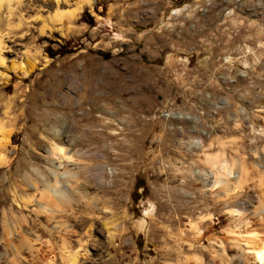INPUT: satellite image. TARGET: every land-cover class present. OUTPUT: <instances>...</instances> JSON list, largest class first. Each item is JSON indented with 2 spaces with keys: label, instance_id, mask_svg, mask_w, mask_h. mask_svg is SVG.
I'll list each match as a JSON object with an SVG mask.
<instances>
[{
  "label": "rangeland",
  "instance_id": "rangeland-1",
  "mask_svg": "<svg viewBox=\"0 0 264 264\" xmlns=\"http://www.w3.org/2000/svg\"><path fill=\"white\" fill-rule=\"evenodd\" d=\"M209 1L0 4V117L9 105L15 123L6 153L16 156L27 135L42 141L28 149L43 161L52 126L73 139L64 146L70 158L54 161L67 164L64 176L77 186L62 218H78L72 238L81 237L87 251L78 264L253 263L235 258V245L248 233L264 239V214L244 217L236 231L238 216L229 211L237 210L234 187L249 209L264 210V78L254 73L264 63L257 44L264 28L255 0ZM185 4L188 13L170 14ZM242 42L253 53H243ZM219 72L239 75L230 82ZM87 162L103 164L102 181L83 169ZM41 165L32 167L42 172ZM6 171L0 201L10 216L16 204ZM0 234L9 256L0 264H50L54 255L63 264L55 247L25 251L22 261L3 244L1 222ZM49 240L58 239L43 234V250ZM222 247L225 256L216 258Z\"/></svg>",
  "mask_w": 264,
  "mask_h": 264
},
{
  "label": "bare ground",
  "instance_id": "bare-ground-1",
  "mask_svg": "<svg viewBox=\"0 0 264 264\" xmlns=\"http://www.w3.org/2000/svg\"><path fill=\"white\" fill-rule=\"evenodd\" d=\"M3 1L5 2L8 0H0V4L3 3ZM18 66L20 70L25 71V67L23 65L18 64ZM25 72H27V70ZM8 106L5 105L2 117H0V171L3 168H7V183L11 184V189L9 191L10 197L11 200L15 202L16 208L15 211L12 212V215L9 216V210L5 208V201H0V208L1 206H3V208L0 209L1 230L5 236L3 244H5V247H8L11 250V253L18 255L19 259L22 261L23 259L20 257L23 256L22 253L25 251L32 256H36L40 252L46 254L50 253L51 251H53V247H55L63 260V264H78L77 257L79 258L80 255L82 256L83 253L86 254L87 252L84 248V241L81 237L77 239L72 238V234L76 232L75 227L77 226L78 218L75 215V212L70 216L65 215L66 219L64 218V220L62 218L64 217V209L66 207H71L70 201L75 200L77 196V186H75L76 184L74 185L72 184V182H70L69 175H67L68 177L64 176L66 171L69 170L67 164L64 163L62 166L60 162H57L58 160L63 158H70L66 155L67 153L65 152L64 146L65 142H67L68 146H72L73 139H70V135H67V133L66 135H64L65 133H61V131H55V126H52L49 129L51 130V132H49L51 136L50 138L46 139L48 141L49 148L46 149V151L44 150V152H47V156L43 157V161L40 160V156L29 150V147L33 145L42 146V141L31 142V140L28 139L27 135L22 141V148L19 153H14L16 154V156L14 155L13 157H9L6 153V148L8 147V145L10 146L11 142H13L15 123L12 118L10 119L9 114L7 113ZM38 148L40 149V147ZM79 155L80 158L83 157L87 159L93 156L91 153L87 152H80ZM95 155L98 156L99 159H104V157L100 155L94 154V156ZM42 156H44V154ZM216 158L217 155L209 156L207 159L211 161L210 163H212L213 161L212 164H216L214 163V160H216ZM55 159L57 161H54ZM41 163L43 165L42 172H39L37 168L34 169L32 167L35 164ZM61 166L64 169V172L60 171L62 169ZM223 166L225 167V165ZM227 168L230 167L228 166ZM83 169L93 171L94 177L100 181H102V179H104V177L106 176V170L103 164H90L87 162ZM230 171L231 170L229 169V172ZM1 182H3L2 179L0 180V183ZM56 184H59L61 188L63 187V190L61 192L56 188ZM229 186L230 185L228 184L227 180L224 182V185L222 187L224 188L226 196L228 195V193L233 192V189L229 188ZM234 189L237 190L236 192H233V197L235 199L234 205L237 207V210H230L229 213L236 214V216H238V219H236L238 220V223L236 224L238 230L236 231H239L240 224H242L240 223V220H242L246 216H250V218H259L264 214V210H257V208H253L254 206L249 209L248 203L242 199V195L240 196L238 189H236L235 187ZM27 192H32V194H27ZM62 194H64L65 197ZM71 208L74 207L72 206ZM192 226L193 229L196 228L195 225H191V227ZM88 233L86 232L87 235ZM43 234L47 235L48 237H56L58 240H55V243H51L49 240L47 243L51 245L47 246L48 248L43 250ZM239 234L237 237H239ZM240 237H242L243 239L241 242L243 244L235 245L237 251L234 253V257H243V259H246V261L247 259H252V264H264V239H261L258 233H248L246 235H240ZM2 242L0 244V259L7 261V258L9 256L7 257L6 255L8 253L5 250V252L3 251V249L5 248L2 249ZM74 245L79 246V250L74 251L72 248V246ZM213 251L216 258L225 256L223 247L220 249H215ZM55 256L56 255H54L50 259V264H55ZM12 258L13 257H11V259ZM202 261L203 260L200 257H197L196 264H201Z\"/></svg>",
  "mask_w": 264,
  "mask_h": 264
},
{
  "label": "built area",
  "instance_id": "built-area-1",
  "mask_svg": "<svg viewBox=\"0 0 264 264\" xmlns=\"http://www.w3.org/2000/svg\"><path fill=\"white\" fill-rule=\"evenodd\" d=\"M207 2H209V3H211L209 0H207ZM255 2H257V4H255V6L257 5V6H259V9H260V14H261V17H262V22L259 24L260 25V27H262V28H264V0H255ZM205 6H207V5H205ZM189 4H185L184 6H183V8L182 9H173L171 12H170V14L171 15H179V14H181L183 11H184V13H188L189 11ZM204 10H206L205 8H204ZM263 39V40H262ZM242 44V46L240 47V48H243L244 50V52L243 53H245V54H251V53H253V50H252V48H250V46L247 44V42H242L241 43ZM257 44H260V47H261V50H264V30H263V32H262V37L260 38V40L257 42ZM239 48V49H240ZM231 54V53H230ZM230 55H226V56H224V58L225 59H227V60H229L230 61V58L231 57H229ZM224 58H223V60H224ZM254 58H256V56L254 57ZM224 62H227L226 60H224ZM247 64V63H246ZM262 68H264V63L262 64ZM262 68H257V71H259V72H254V73H258L259 75H260V78L261 79H263L264 78V69H262ZM249 71H253V67L251 68V69H248ZM219 77L221 78V79H225V78H227L230 82H233L234 81V79H235V77H237V75H239V73H237V75L235 76V77H233V78H231V76H229V74L227 73V74H222L221 72H219ZM242 75H245L244 77H246L247 75H246V72H243L242 73Z\"/></svg>",
  "mask_w": 264,
  "mask_h": 264
}]
</instances>
